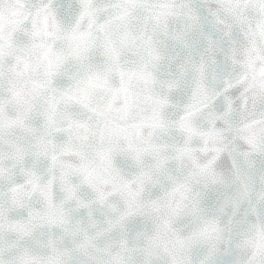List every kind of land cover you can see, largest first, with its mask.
<instances>
[{
  "label": "snow or ice",
  "instance_id": "6c2138e0",
  "mask_svg": "<svg viewBox=\"0 0 264 264\" xmlns=\"http://www.w3.org/2000/svg\"><path fill=\"white\" fill-rule=\"evenodd\" d=\"M0 264H264V0H0Z\"/></svg>",
  "mask_w": 264,
  "mask_h": 264
}]
</instances>
